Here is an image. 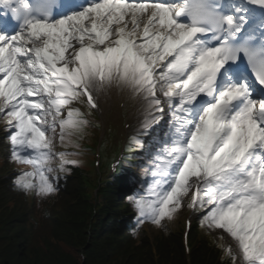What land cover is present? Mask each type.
<instances>
[{
    "label": "snow or ice",
    "instance_id": "1",
    "mask_svg": "<svg viewBox=\"0 0 264 264\" xmlns=\"http://www.w3.org/2000/svg\"><path fill=\"white\" fill-rule=\"evenodd\" d=\"M112 87L143 107L137 227L187 207L230 264H264V0H0V117L9 159L28 166L18 190L58 191L90 124L79 105L98 110Z\"/></svg>",
    "mask_w": 264,
    "mask_h": 264
},
{
    "label": "trees",
    "instance_id": "2",
    "mask_svg": "<svg viewBox=\"0 0 264 264\" xmlns=\"http://www.w3.org/2000/svg\"><path fill=\"white\" fill-rule=\"evenodd\" d=\"M0 142L2 150L8 148L5 140ZM144 161L149 166L139 163L142 176L147 175L151 162ZM10 163L8 159L0 166V264H187L179 231L182 217L176 214L171 219L176 224L174 230L153 225L158 233L150 241L143 225L137 227V213L129 199L131 187L125 178H115L104 194L88 200L79 162L71 167V176L59 180L62 190L56 195L60 210L56 211L54 204L44 212L47 197H37L31 210L12 185L13 177L3 176ZM123 191L129 193L124 196ZM49 213L48 219L33 221L39 214ZM189 239L191 264H230L201 227L200 218Z\"/></svg>",
    "mask_w": 264,
    "mask_h": 264
},
{
    "label": "rangeland",
    "instance_id": "3",
    "mask_svg": "<svg viewBox=\"0 0 264 264\" xmlns=\"http://www.w3.org/2000/svg\"><path fill=\"white\" fill-rule=\"evenodd\" d=\"M106 117H107V128L105 129L106 130L105 139L103 140V144L101 147L102 157L104 155L105 147L107 146L108 138H111L112 141L115 142V144L119 142V139H122V131L120 127H123V122H124V120H120L119 116L115 117L111 115V112L109 111H107ZM4 128H5V124H3L2 126V129ZM78 143L80 147L76 149V152H78L79 154L78 156L75 157V159L83 158L84 161L81 163V167L83 169H90L91 152H92V149L94 148V136L92 135V132H90L89 125L85 128L84 132L81 134ZM55 145L59 146L58 143H56ZM69 150H72V149H69ZM1 163H2V158H0V164ZM15 165L20 168L28 167L27 165H20L17 163H15ZM86 183L88 182L86 181ZM185 212H186V207L182 208L179 211V214L184 215ZM172 223L176 226L174 220ZM165 224L167 226L171 225V223L169 224V222L168 223L165 222ZM144 227L147 230L149 236L154 234L155 231H157L155 228L147 224H145Z\"/></svg>",
    "mask_w": 264,
    "mask_h": 264
},
{
    "label": "bare ground",
    "instance_id": "4",
    "mask_svg": "<svg viewBox=\"0 0 264 264\" xmlns=\"http://www.w3.org/2000/svg\"><path fill=\"white\" fill-rule=\"evenodd\" d=\"M122 93H123V95L128 96L126 94V90H125V92H122ZM108 96H109V90H108V92L106 94H104L103 96L100 97V99H99L100 107L107 108V106L109 104V101L107 100L108 99ZM112 100H113L112 101L113 103L116 101L115 98H113Z\"/></svg>",
    "mask_w": 264,
    "mask_h": 264
}]
</instances>
